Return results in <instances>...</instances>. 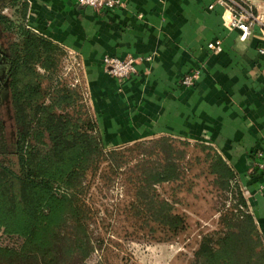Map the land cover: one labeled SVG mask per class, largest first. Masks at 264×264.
Listing matches in <instances>:
<instances>
[{"label": "crops", "instance_id": "crops-1", "mask_svg": "<svg viewBox=\"0 0 264 264\" xmlns=\"http://www.w3.org/2000/svg\"><path fill=\"white\" fill-rule=\"evenodd\" d=\"M114 1L93 10L75 0H26L25 23L80 66L101 144L167 136L212 146L250 193L264 247V172L255 168L264 150V0H243L260 16L244 40L223 24L216 0ZM217 38L222 50L213 53L206 44ZM105 55L134 58L135 74L109 76ZM190 72L195 82L181 85Z\"/></svg>", "mask_w": 264, "mask_h": 264}, {"label": "trees", "instance_id": "trees-1", "mask_svg": "<svg viewBox=\"0 0 264 264\" xmlns=\"http://www.w3.org/2000/svg\"><path fill=\"white\" fill-rule=\"evenodd\" d=\"M7 3L12 18L0 13V37L8 59L13 148L8 149L0 123V237L17 242L0 244V264H86L94 247L84 180L104 156L95 122L81 90L57 76L63 49L27 28L26 0ZM188 145L187 140L162 139L164 159L144 168L138 194L140 212L171 230L181 227L182 219L154 188L181 180ZM193 145L204 153L215 184L230 189L235 174L222 157L208 144ZM233 192L235 203L222 218V231L204 237L194 264H264L246 199L237 186Z\"/></svg>", "mask_w": 264, "mask_h": 264}, {"label": "rangeland", "instance_id": "rangeland-1", "mask_svg": "<svg viewBox=\"0 0 264 264\" xmlns=\"http://www.w3.org/2000/svg\"><path fill=\"white\" fill-rule=\"evenodd\" d=\"M12 13L13 8L8 3L2 5L1 14L12 18ZM0 43L5 44V39L0 37ZM57 69L60 81L76 85L87 102V91L76 60L64 51ZM37 71L40 72V68ZM122 79L125 78H117ZM0 123L8 149H12L13 122L8 101L3 98ZM164 138L170 137L106 147L97 137L104 156L98 161L95 172L85 178L86 190L82 194L89 208L88 231L94 247L86 264H194L204 237L222 231V218L235 203V187L246 198L250 195L237 177L232 180L230 189L215 184V176L203 161L204 153L193 145L196 142L189 141L187 157L181 162V180L161 183L154 188L159 198H168L173 203V211L182 219V226L171 230L155 225L140 212L138 194L145 179L144 168L164 159L161 150ZM16 242L0 237V244Z\"/></svg>", "mask_w": 264, "mask_h": 264}, {"label": "built area", "instance_id": "built-area-1", "mask_svg": "<svg viewBox=\"0 0 264 264\" xmlns=\"http://www.w3.org/2000/svg\"><path fill=\"white\" fill-rule=\"evenodd\" d=\"M76 3L84 8L97 9H109L115 4L114 0H75ZM223 6L222 20L223 24L230 28H236L240 32V39H246L251 33L254 25L260 21L259 14H253L250 6L243 0H216ZM210 4L208 8H212ZM206 48L213 52L219 53L222 50V42L220 39H213L206 44ZM258 52L264 55V47H259ZM102 65L106 68L108 74L115 78H127L135 74V59L132 57H126L119 59L115 56L105 55L101 59ZM197 72V71H196ZM188 73L180 80L181 85L191 86L196 78L197 73ZM261 158L256 163L255 168L264 172V150L258 153Z\"/></svg>", "mask_w": 264, "mask_h": 264}, {"label": "flooded vegetation", "instance_id": "flooded-vegetation-1", "mask_svg": "<svg viewBox=\"0 0 264 264\" xmlns=\"http://www.w3.org/2000/svg\"><path fill=\"white\" fill-rule=\"evenodd\" d=\"M10 0H0V13L2 5ZM3 46V47H2ZM7 65L8 59L4 50V44L0 43V101L7 99Z\"/></svg>", "mask_w": 264, "mask_h": 264}]
</instances>
